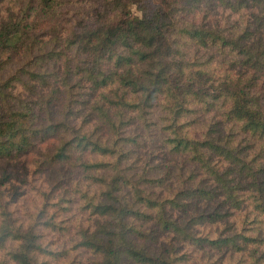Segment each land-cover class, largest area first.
<instances>
[{
	"label": "trees",
	"instance_id": "1",
	"mask_svg": "<svg viewBox=\"0 0 264 264\" xmlns=\"http://www.w3.org/2000/svg\"><path fill=\"white\" fill-rule=\"evenodd\" d=\"M0 264H264V0H0Z\"/></svg>",
	"mask_w": 264,
	"mask_h": 264
}]
</instances>
